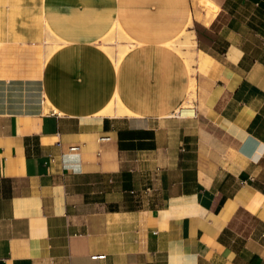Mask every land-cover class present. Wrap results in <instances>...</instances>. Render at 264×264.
Wrapping results in <instances>:
<instances>
[{
    "label": "crops",
    "instance_id": "0c3cea01",
    "mask_svg": "<svg viewBox=\"0 0 264 264\" xmlns=\"http://www.w3.org/2000/svg\"><path fill=\"white\" fill-rule=\"evenodd\" d=\"M42 17L60 46L36 68L32 32L19 56L0 29V264H264V0H42Z\"/></svg>",
    "mask_w": 264,
    "mask_h": 264
},
{
    "label": "rangeland",
    "instance_id": "374dc122",
    "mask_svg": "<svg viewBox=\"0 0 264 264\" xmlns=\"http://www.w3.org/2000/svg\"><path fill=\"white\" fill-rule=\"evenodd\" d=\"M0 29H3L6 37L11 36L13 42L17 44L18 55L21 56V45H25L22 43L21 37L19 33L24 32L25 30L32 32V48L35 52L29 53V57H31L32 65L34 68L38 67L43 58H45L46 53L49 50H54L55 48L60 46V41L51 36L53 34L48 30L45 25L42 17V0H0ZM193 26L190 28H186V30H192ZM50 35H48L47 33ZM18 34V35H17ZM188 33L180 35L174 42L173 48H175L185 59H187V64L190 66L191 63L194 68V74L196 73V65H197V46H195V51L191 56L185 55L186 50H189V47H186L184 44V40L188 36ZM184 36V38H183ZM130 40L124 39L120 36L116 29H111L107 35L101 40L100 46L101 48H105L108 51L112 52V56L116 62L120 60V58L124 55V53L129 48ZM125 46V47H124ZM186 48V49H185ZM115 53H117L115 55ZM192 56L194 61L192 60ZM28 57V58H29ZM21 60H18V62ZM195 98V90L194 96L191 95L187 97V101H185L182 107H186V109L192 110L193 105L191 104L192 100ZM175 115L179 116L177 113Z\"/></svg>",
    "mask_w": 264,
    "mask_h": 264
},
{
    "label": "bare ground",
    "instance_id": "6f19581e",
    "mask_svg": "<svg viewBox=\"0 0 264 264\" xmlns=\"http://www.w3.org/2000/svg\"><path fill=\"white\" fill-rule=\"evenodd\" d=\"M178 20V19H177ZM178 22V21H177ZM192 35L189 34L187 37H186V40H184V44L186 47H189V49L191 47H193V40H192ZM108 53L112 56V52L111 51H108ZM110 56V57H111ZM113 57V56H112ZM111 57V58H112ZM113 59V58H112ZM193 90H194V87L191 86L190 88V95H193ZM115 107L117 110H114V107H113V103H110L104 110L103 112L106 113V114H114V113H123L124 112V104L119 100L117 99L116 103H115ZM35 109H39V105L38 107L36 106ZM177 114H179L180 116H184V115H192L193 113V110H189V109H186V107H181V109L179 108V110L176 111ZM135 114V113H134Z\"/></svg>",
    "mask_w": 264,
    "mask_h": 264
},
{
    "label": "built area",
    "instance_id": "2783aa9c",
    "mask_svg": "<svg viewBox=\"0 0 264 264\" xmlns=\"http://www.w3.org/2000/svg\"><path fill=\"white\" fill-rule=\"evenodd\" d=\"M105 256L104 255H93L91 256L92 259H103Z\"/></svg>",
    "mask_w": 264,
    "mask_h": 264
}]
</instances>
